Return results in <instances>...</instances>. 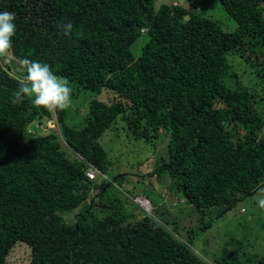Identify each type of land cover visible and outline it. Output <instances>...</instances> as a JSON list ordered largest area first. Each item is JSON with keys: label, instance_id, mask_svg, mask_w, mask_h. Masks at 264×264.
Segmentation results:
<instances>
[{"label": "trees", "instance_id": "trees-1", "mask_svg": "<svg viewBox=\"0 0 264 264\" xmlns=\"http://www.w3.org/2000/svg\"><path fill=\"white\" fill-rule=\"evenodd\" d=\"M218 1L237 23L234 32L181 6L156 10L154 0H0V12L16 15L11 54L24 65L10 74L14 65L0 60V264L18 243L30 248L29 264H208L167 211L130 220V196L152 197L145 176L124 199L108 195L129 174L107 175L112 162L100 140L119 125L149 143L169 134L166 157L149 175H168L201 220L216 211L202 230L264 188L262 99L228 61L237 52L264 78V0ZM68 23L73 30L64 35ZM27 60L115 100L93 99L79 129L66 123L69 107L50 112L28 98L13 104ZM53 115L58 129L26 134ZM91 166L99 184L87 176ZM100 208L108 212L99 216ZM246 264H264V253Z\"/></svg>", "mask_w": 264, "mask_h": 264}, {"label": "rangeland", "instance_id": "rangeland-1", "mask_svg": "<svg viewBox=\"0 0 264 264\" xmlns=\"http://www.w3.org/2000/svg\"><path fill=\"white\" fill-rule=\"evenodd\" d=\"M153 4L156 10L162 5L181 6L193 15L209 18L219 23L226 32H234L238 27L237 23L226 14L218 0H200L199 5L195 8L189 6L188 0H154ZM139 42L140 40L136 43L138 48L140 47ZM0 60L5 65H14L12 67L15 68L10 74L20 73L23 70V63L12 54L8 58ZM228 61L238 73L242 84L254 92L258 96V100L262 99L256 106L264 119V78L259 77L249 62H246L237 52L230 53ZM70 87L72 102L69 106L66 123L75 129L83 127L86 112L93 99L103 102L115 100V95L112 92L103 91L96 94L91 91H80L73 86ZM117 127L119 128L107 131L100 140L103 148L107 151L109 161L112 162V165L108 167L107 175L113 178L116 175L129 174V179L121 183V186H111L108 195L116 194L120 200L124 199L123 195L126 192L132 189L138 191L143 188L141 178L145 176L147 193L152 196L149 199L155 208L153 211L152 206L150 213L162 216L164 211H167V217L180 223L179 232L183 238L191 239L193 252L204 257L208 264H216V258L226 259L228 262L238 259L246 264L264 253V209L258 206L255 198L258 193L264 192V188L254 196L239 202L234 210L218 218L212 227L202 230L200 229L201 221L205 223L214 219L217 216L216 211L201 220L199 214L185 201V198L170 189L171 180L168 175H162L160 178L149 175L156 166L161 164L162 158L166 157L169 134L160 131L159 138L153 143H149L142 139H134L122 125ZM28 128L26 134L34 133V131L47 134L58 129V123L53 115L51 119L36 120ZM261 132L264 134V127ZM95 181L99 184L102 181L101 175H98ZM140 196L144 195L140 194ZM90 197L92 198V196ZM106 197L105 194L104 198L106 199ZM125 206L126 213L131 216V221L141 219L145 215L144 210L130 201ZM98 209L95 213L99 216L101 209L104 213L108 212L105 210L107 208ZM78 210L66 215L67 220L73 221ZM30 254V248L26 244L18 243L7 258V264H29Z\"/></svg>", "mask_w": 264, "mask_h": 264}, {"label": "clouds", "instance_id": "clouds-1", "mask_svg": "<svg viewBox=\"0 0 264 264\" xmlns=\"http://www.w3.org/2000/svg\"><path fill=\"white\" fill-rule=\"evenodd\" d=\"M15 21V13L0 12V59L8 58L13 51V38L17 33ZM61 27L64 35H69L73 30L71 23L62 24ZM141 32L144 33L145 29ZM25 70L26 75L18 81L19 87L13 93V104L22 103L25 98H28L35 106L50 112L65 110L70 106L72 89L69 82L66 78L56 75L49 64L27 60L25 61ZM255 198L258 206L264 209V192L258 193ZM145 199L150 202L152 207L151 201L148 198Z\"/></svg>", "mask_w": 264, "mask_h": 264}, {"label": "built area", "instance_id": "built-area-1", "mask_svg": "<svg viewBox=\"0 0 264 264\" xmlns=\"http://www.w3.org/2000/svg\"><path fill=\"white\" fill-rule=\"evenodd\" d=\"M99 173L100 172L97 169L91 166L87 172V176L90 180H95L97 179ZM130 199L133 203H135L140 208H142L145 212L150 214L151 204L147 199H145L144 197H140V196H130Z\"/></svg>", "mask_w": 264, "mask_h": 264}]
</instances>
